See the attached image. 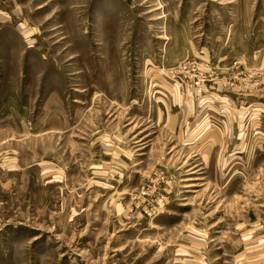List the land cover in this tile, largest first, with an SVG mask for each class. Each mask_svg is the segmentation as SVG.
Here are the masks:
<instances>
[{
  "label": "rangeland",
  "instance_id": "1",
  "mask_svg": "<svg viewBox=\"0 0 264 264\" xmlns=\"http://www.w3.org/2000/svg\"><path fill=\"white\" fill-rule=\"evenodd\" d=\"M0 264H264V0H0Z\"/></svg>",
  "mask_w": 264,
  "mask_h": 264
}]
</instances>
